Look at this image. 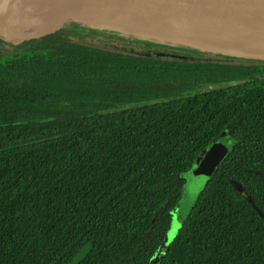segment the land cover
Returning a JSON list of instances; mask_svg holds the SVG:
<instances>
[{"label":"trees","instance_id":"16d2710c","mask_svg":"<svg viewBox=\"0 0 264 264\" xmlns=\"http://www.w3.org/2000/svg\"><path fill=\"white\" fill-rule=\"evenodd\" d=\"M105 32L65 22L0 53V264H149L169 235L158 264H264V60L155 58Z\"/></svg>","mask_w":264,"mask_h":264},{"label":"water","instance_id":"95a60500","mask_svg":"<svg viewBox=\"0 0 264 264\" xmlns=\"http://www.w3.org/2000/svg\"><path fill=\"white\" fill-rule=\"evenodd\" d=\"M61 16L68 17L62 24L78 22L157 44H177L209 54L264 60L262 48L239 50L226 47L229 51H224V48H217L196 38L156 33L131 23L140 19L185 22L218 16L264 17V0H0V36L5 35L4 28L14 27L22 31L23 40L39 38L58 29L62 24L53 30L45 27L48 21ZM24 28H40L41 32L31 33ZM27 32L31 34L25 35ZM185 38L194 42H186L183 40ZM218 161L219 158L215 160L211 155L206 156L201 159L196 171L202 176H209ZM234 186L243 193L240 185Z\"/></svg>","mask_w":264,"mask_h":264},{"label":"rangeland","instance_id":"374dc122","mask_svg":"<svg viewBox=\"0 0 264 264\" xmlns=\"http://www.w3.org/2000/svg\"><path fill=\"white\" fill-rule=\"evenodd\" d=\"M52 21H53V19L48 21L47 26H49ZM61 24H59V25H61ZM3 32H5V35L3 34L2 36H0V53L1 54H7V53H11L13 51H16L17 47L20 45V42L23 40L22 39L23 38L22 31L20 32L19 28L15 29L14 27H6V28H4ZM30 34H31L30 32H27L25 35H30ZM115 36H119V35H115L114 32L107 31L103 34V36L101 38L107 40L109 43L114 42L112 44H109V46H111L115 49L119 48L120 50H126L129 52H133L132 49H127L124 46H122L121 44H119L120 38H122L124 40L123 42H125V43H142V44L147 43L145 40L140 39V38L135 37V36L134 37L129 36V35L128 36H119V37H115ZM117 38H119V39H117ZM183 40H185L186 42H188V41L194 42L188 38L187 39L185 38ZM115 42L118 43V45ZM148 43L154 44L156 46L158 45V46L178 48V50H180V52L182 51L184 53H189V52L191 53L192 51L197 52V50H191L188 47L177 45V44L169 45V44H157V43H153V42H148ZM213 46H216L217 48H220V49L224 48L223 49L224 51H229L226 49V47H223V46L218 45V44H213ZM155 52L156 51L149 52V53H153V55H155L156 54ZM143 53H147V52L144 51ZM217 56H219V57H217ZM180 59H183L186 61H194V62H218L220 64H225L223 66L224 69L234 70V71H238L240 69H243L244 65H247L249 63H253L256 61V59H251V58L250 59L249 58H243V57H236L235 58V57H232L230 55H214V54H209V53H205V52H197L195 55H189V56L181 57ZM201 67H205L206 69H208L210 66H199V65L196 66L195 65V67L193 69H198ZM214 87H215V85L208 84V85H202L200 89H201V91H207V90H210ZM231 143H232V140H230L228 137H225L224 139L221 138L219 141H217L216 144H214L210 149H208L203 154L202 158L211 155L212 158H214L215 160H218V158H219V161H220L222 156L224 155V152L229 148ZM201 159L199 161H201ZM219 161H218V163H219ZM198 176L199 177L192 178V176L190 174L187 175V178L189 179V181L187 182V185L185 187V188H187V189H185V192L189 191V193L184 194V196L181 198V200L179 202L178 207H176V209L172 213V226H173L172 230L174 228L178 227L180 225V223L182 222L184 215H186V213H187L186 210H188L189 205H190L191 201L193 200L192 198H194L193 196L197 195L198 191L203 186V182H204L205 178L208 176V174L206 176L205 175L202 176L201 174L198 173ZM170 239H171V235L168 236V238L164 242V244L161 245L160 248L155 252V254L151 258L149 264H158L159 263L163 254L165 253L166 246H167L168 241Z\"/></svg>","mask_w":264,"mask_h":264},{"label":"bare ground","instance_id":"6f19581e","mask_svg":"<svg viewBox=\"0 0 264 264\" xmlns=\"http://www.w3.org/2000/svg\"><path fill=\"white\" fill-rule=\"evenodd\" d=\"M67 16L54 19L45 29H56L66 20L65 18H68ZM131 23L156 33L196 38L198 41H205L212 45L220 43L221 46L235 47L239 50H247L251 47L264 49V17L218 16L185 22H157L140 19L133 20ZM24 30H30L31 33L41 32L40 28H24Z\"/></svg>","mask_w":264,"mask_h":264},{"label":"flooded vegetation","instance_id":"af4514ba","mask_svg":"<svg viewBox=\"0 0 264 264\" xmlns=\"http://www.w3.org/2000/svg\"><path fill=\"white\" fill-rule=\"evenodd\" d=\"M144 44H147V45H149L151 47L149 50L146 51L147 53H144V54H147V55H149L151 57L161 58V59H176V58L184 57V56L178 55V54H180L182 52V51L180 52V50H178V48L166 47V46H158V45L156 46L154 44H149V43H144ZM153 51H156L155 55H153V53H149V52H153ZM174 53H178V54L173 55ZM189 53L182 52V54H189ZM196 53L197 52H194V55ZM214 55H216V54H214Z\"/></svg>","mask_w":264,"mask_h":264}]
</instances>
